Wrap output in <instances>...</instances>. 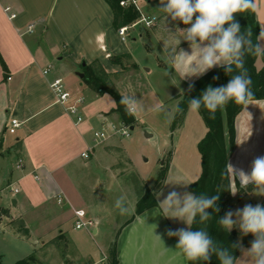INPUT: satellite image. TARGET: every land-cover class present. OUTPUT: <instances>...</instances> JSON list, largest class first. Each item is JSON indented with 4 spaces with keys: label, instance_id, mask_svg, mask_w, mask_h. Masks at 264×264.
<instances>
[{
    "label": "crops",
    "instance_id": "1",
    "mask_svg": "<svg viewBox=\"0 0 264 264\" xmlns=\"http://www.w3.org/2000/svg\"><path fill=\"white\" fill-rule=\"evenodd\" d=\"M256 4L258 11L254 13L260 32L264 25V0H256ZM185 27L173 26L168 30L171 44L161 57L166 59L167 52L177 47V41L183 37L180 29ZM140 33V37L150 36ZM178 49L190 51L182 39ZM127 53L137 64L133 70L142 75L126 36L122 39L113 25L112 9L105 0H0V190L18 188L17 193L12 191L17 196L12 199L13 207H0V223L8 219L17 236L34 235L39 246L34 244L31 253L47 242L67 240L66 225L76 229L73 208L85 209L88 218L94 220L89 233L98 232L100 211L89 196L101 180L90 168L97 159H104L110 176L116 178L119 159L113 160L117 134L109 131L107 137L96 139L94 132L120 121H116L113 96L91 89L78 74L82 72L79 65L97 61L107 73H117L120 64L111 62L110 56ZM157 59L158 68L169 70L179 84L178 91L183 84L186 86L189 81L182 80L165 60ZM49 65L52 67L46 74L44 70ZM56 77L63 79L70 93L66 103L57 102L50 87ZM70 105L77 106L82 120L69 112ZM13 118L21 125L10 133L8 126ZM234 126L235 146L228 158L232 191L235 178L240 181L232 166L249 171L253 158L264 155V99L251 100L243 106ZM205 131L204 126L203 135ZM83 152L88 157L82 156ZM128 162L132 160L129 158ZM168 177L169 172L164 182ZM57 194L62 196L61 203ZM137 199L138 195L133 206ZM157 207L158 202L136 213L135 206L115 241L117 264H187V258L175 248L178 238L167 235L168 229H177L173 219L164 217ZM18 222L21 227L16 225ZM127 229L128 242L123 248L120 239ZM108 255L106 260L110 264Z\"/></svg>",
    "mask_w": 264,
    "mask_h": 264
},
{
    "label": "rangeland",
    "instance_id": "2",
    "mask_svg": "<svg viewBox=\"0 0 264 264\" xmlns=\"http://www.w3.org/2000/svg\"><path fill=\"white\" fill-rule=\"evenodd\" d=\"M158 5L159 0H139L140 17L150 16L153 18V23L150 25L137 23L128 28L125 35L142 75L138 71L135 72L132 69L131 60L125 58L123 65H120V71L107 73L104 80L107 86L118 92H127L128 95H134L141 100L142 110L134 116L136 119L134 128L131 129L128 126L130 132L128 137L117 134V148L113 160L116 157L119 159L117 161L119 176L116 178L110 176L104 166V159L96 158L97 162L90 168V172L96 174L101 180L98 189L89 196L91 203L99 207L97 208L100 211L97 212L99 220L96 223L98 232L91 235L90 229L72 230L68 223L66 225L67 240L56 239L54 242H47L45 246H40L39 251H33L44 264H108L107 253L108 260L111 262L110 251L118 239V233L122 225L131 219L132 211L135 212L136 205L133 206V199L138 195V201L146 190H150L153 194L156 192L159 184L158 174L162 169H167L169 177L166 182L163 180L162 187L157 192L162 190L165 194L170 190L167 184L171 181L180 179L189 184L196 180L201 172V158L197 145L204 133L202 131L205 123L199 111L187 110L181 126L172 129L177 96L184 92L185 85L183 84L178 91L179 84L174 82V77L165 75L170 71L158 68L157 65V58L165 60L161 55L165 54V48L171 44L170 35L167 37L168 30L173 26L185 25L179 21L172 22L170 17L166 20V14L157 9ZM140 32L150 36L140 37ZM132 37L136 40L132 41ZM261 64V58L258 57L256 65L260 67ZM120 120L117 113L116 121ZM223 123L225 124L224 112ZM145 132L150 133L151 136L147 137ZM129 158L132 163L128 162ZM142 174L144 178L140 177ZM233 189L236 190L235 187ZM176 190L181 194L185 191L189 192L188 187H180ZM236 192V195L232 194L233 204L230 210L243 208L249 203L253 206L264 203V196H257L254 188L250 192L238 190ZM15 197H17L16 194H13L10 188L1 189L0 207H13L12 199ZM118 201L122 203V207L129 208L128 214H120L122 207L117 206ZM157 210L163 213L160 207H157ZM172 221L177 229L187 227L179 220ZM16 225L21 227L19 222ZM31 225H35V220ZM233 229L237 230V241L241 242L240 231L235 227ZM128 232L127 229L120 239L123 248L127 246ZM38 243L34 235L31 238L15 235L8 219L1 221L0 254L5 264H13L24 258L31 253L34 244L39 246ZM243 247L248 248L250 245H243ZM242 255L238 249L237 264H252Z\"/></svg>",
    "mask_w": 264,
    "mask_h": 264
},
{
    "label": "clouds",
    "instance_id": "3",
    "mask_svg": "<svg viewBox=\"0 0 264 264\" xmlns=\"http://www.w3.org/2000/svg\"><path fill=\"white\" fill-rule=\"evenodd\" d=\"M157 9L166 14V20L170 17L172 22L179 21L186 26L180 29L183 33L181 39L188 43L190 51L178 49L181 43L179 39L177 47L167 52L165 63L175 69L182 80L189 81V92L194 88V79L204 76L214 68H223L226 75L233 72V66L240 70L227 84L219 87L208 85L199 97L189 99V110L198 112L203 106L214 114L230 101L237 105H249L253 98L250 87L252 81L244 68V60L247 54L264 56V25H261L254 44L252 30L241 32V25L235 17L237 13L248 9L258 11L256 0H159ZM170 74L171 72L165 73ZM216 79L218 77L214 76L213 80ZM121 96L120 104L125 106L129 115L135 116L142 110L141 100L134 95ZM176 109L179 110L178 105ZM232 167L243 187L251 184L257 196H264V155L253 158L249 171L235 165ZM167 185L170 186L167 194L162 190L154 193L163 210V216L179 220L187 226L167 230L169 237L178 238L175 248L190 261L210 262L215 255L220 264H237L238 258L232 255L229 248L214 242L206 229L192 230L191 227L197 216L202 224L212 219L208 209L219 213V194L210 198L203 194L196 196L187 191L181 194L176 189L189 185L180 179ZM231 193L236 195L237 192L233 189ZM117 206L122 207V203L118 201ZM128 213L129 208L123 206L120 214ZM146 219L144 218V222ZM217 223L226 232H231L235 227L241 236L251 234L254 238L250 241V247L244 248L237 241L231 248H238L243 254L242 257H247L252 264H264V205L257 203L253 206L249 203L243 208L229 210ZM157 237L161 240L160 236Z\"/></svg>",
    "mask_w": 264,
    "mask_h": 264
},
{
    "label": "trees",
    "instance_id": "4",
    "mask_svg": "<svg viewBox=\"0 0 264 264\" xmlns=\"http://www.w3.org/2000/svg\"><path fill=\"white\" fill-rule=\"evenodd\" d=\"M113 13V25L116 29L122 26L130 25L136 22L140 18V11L134 5L121 6L120 0H105ZM235 19L241 25V32L248 29L252 30V40L256 43V37L259 35V24L256 20L255 13L252 9H248L236 14ZM258 57L261 58L262 64L260 67L256 65ZM130 59V55L120 54L111 55L110 60L113 63L123 65L124 59ZM132 69L137 68V64L131 61ZM83 72L84 82L98 94L109 93L116 101V111L119 114L120 122L134 126L136 119L134 116L129 115L125 111V106L120 104L122 96L120 93L104 83L105 77L108 75L102 66L94 61L90 64L81 63L79 65ZM244 68L247 70L248 75L251 78V91L253 93L252 100L264 99V56H257L253 54H247L244 60ZM239 69L233 66V72L225 74L223 68H214L208 71L204 76L194 79V88L191 92L188 91L189 82L186 83L183 93L177 96L176 106L179 110L175 109V118L172 123V129L179 127L186 115L189 107V99L197 98L201 95L202 91L208 86L219 87L227 84L229 79L239 74ZM216 76L218 79L213 80ZM244 105H237L234 102H228L223 108L217 109L212 114L206 108L201 106L199 113L205 123L206 131L203 137L199 140L197 148L201 158V172L198 178L192 181L189 186V192H192L196 196L201 194L211 197L219 194V200L217 205L220 208L219 213L213 212L212 209L207 211L212 214V219L200 223L199 216L196 217V221L191 225L192 230H198L204 228L208 231L210 237L218 245L229 248L232 255L237 258L238 248L232 249L231 245L237 242L238 232L233 229L231 232H226L220 228L217 223L218 219L223 217L227 211H229L233 204L232 198V185L229 174L228 158L230 152L235 146V126L234 121L236 115L242 110ZM223 112L225 115V124L223 123ZM167 169H162L158 174V187L156 192L162 187L163 180L166 176ZM234 186L236 190L240 192H250L253 190V186L250 184L247 187H243L240 181L235 178ZM157 205L156 196L150 190H146L143 196L136 203V213H140L143 210ZM264 205V203L262 204ZM240 233V232H239ZM241 242L244 246H249L250 241L253 240L251 234L247 236H241ZM111 262L110 264H117L116 260V243L113 244L110 251ZM0 264H5L0 254ZM13 264H44L41 262L35 253H31L28 256L17 260ZM187 264H220L218 258L213 255L210 262L203 261H190L187 259Z\"/></svg>",
    "mask_w": 264,
    "mask_h": 264
},
{
    "label": "built area",
    "instance_id": "5",
    "mask_svg": "<svg viewBox=\"0 0 264 264\" xmlns=\"http://www.w3.org/2000/svg\"><path fill=\"white\" fill-rule=\"evenodd\" d=\"M138 1L139 0H120L119 3L121 6H128V5H134L136 8L139 9L138 7ZM6 10L9 9V7L7 6L5 8ZM11 16H15V14H11ZM137 23H144L145 25H150L153 23V18H151L150 16H141L136 22H134L133 24L127 25V26H122L118 29V33L121 35L122 39H125V35L126 32L128 31V28L134 26ZM51 65L47 66V68L44 70V73H49L51 70ZM50 87L52 88V90L55 93L56 96V101L59 103H66L69 98H70V93L69 91L66 89L63 79L61 77H56L54 78L51 82H50ZM69 112L71 114H74L77 116V120L80 121L82 120V117L80 115H78V108L76 105H70L68 107ZM21 122L18 119H11L10 121V125L8 126V131L10 133H14L16 131V129L18 127H20ZM129 125H126L122 122L119 123H111L109 128L105 129L102 128L101 130H97L94 132V137L96 139H102L105 138L109 135V131H112L115 134H119L121 136H125L128 137L130 135L129 129H128ZM82 156L84 157H88V154L83 152ZM21 163V160H19V164ZM38 175L34 174V178L38 179ZM12 191L14 193L18 192V188H13L12 187ZM58 203L62 202V196L60 194H57L56 196ZM73 219H74V228L76 229H90L91 227L94 226V221L91 220L90 218H88L87 213L85 211V209L83 208H73Z\"/></svg>",
    "mask_w": 264,
    "mask_h": 264
},
{
    "label": "water",
    "instance_id": "6",
    "mask_svg": "<svg viewBox=\"0 0 264 264\" xmlns=\"http://www.w3.org/2000/svg\"><path fill=\"white\" fill-rule=\"evenodd\" d=\"M78 74H79L81 77L83 76V73H82V72H79ZM131 129H132V126H131ZM145 135H146L147 137L151 136V134L148 133V132H145Z\"/></svg>",
    "mask_w": 264,
    "mask_h": 264
}]
</instances>
